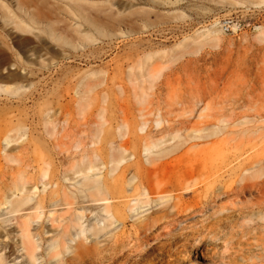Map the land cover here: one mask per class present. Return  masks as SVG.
<instances>
[{
  "label": "rangeland",
  "instance_id": "1",
  "mask_svg": "<svg viewBox=\"0 0 264 264\" xmlns=\"http://www.w3.org/2000/svg\"><path fill=\"white\" fill-rule=\"evenodd\" d=\"M139 173L167 190L146 195ZM241 182L255 186L217 196ZM98 184L116 202L142 206L99 238L90 230L106 216V201L90 195ZM161 194L169 201L151 202ZM11 195L20 211L6 203ZM173 205L200 210L193 223L236 215L209 238L212 258L183 264H226L230 256L264 264V0H0L8 264L28 259L19 224L34 234L36 264H76L79 241L90 249L113 243L137 219ZM79 216L87 233L76 234ZM61 236L70 247L63 260L49 250ZM194 238L188 251L202 243Z\"/></svg>",
  "mask_w": 264,
  "mask_h": 264
},
{
  "label": "bare ground",
  "instance_id": "2",
  "mask_svg": "<svg viewBox=\"0 0 264 264\" xmlns=\"http://www.w3.org/2000/svg\"><path fill=\"white\" fill-rule=\"evenodd\" d=\"M217 31L218 30L216 29L212 32L214 33ZM92 168L93 167L81 168L77 173L86 172L88 169ZM136 178L141 180V183L143 184V187L141 186L142 189H147V193H145L146 195L148 193L150 194L155 192H158L160 194L165 191L164 189H166L154 187L149 182L145 185L144 182L147 181L148 177L142 173L137 174ZM87 179L90 180V178ZM228 186H226V188H228ZM252 186H255V184H251L250 182H241L239 183V185L233 187L232 189L230 188L231 190L229 188V190H223L222 188H219L222 192H219L220 190L218 189L219 191H217L216 194L221 198L237 197L245 193L246 190H248V188ZM192 189L193 188H191L190 191H192ZM120 193H125L124 187H122V191H120ZM90 195L94 201H106L103 209V211L106 213V216L103 218L104 224L100 225L99 223H95L90 229L93 231V235L97 238L111 232V230H107L117 222L125 226L127 220H129V218L131 217L128 209L132 211L136 210L137 207H142L140 204H137L138 199H136L137 202L133 206H130L124 201L116 202L117 199H120V196L117 194L114 195L109 190L107 191L105 186L101 184L94 186ZM12 196L13 195L7 198L6 203H11L12 211L13 209L14 211H20L23 203H21L20 201H12L10 199ZM159 196V199H155L154 201H152V199L150 198L151 202H155L156 205H158L164 199L168 198V201L170 199L169 197H166V195L163 196L161 194ZM219 197H216V199H219ZM212 198H210L211 202L215 201ZM111 199H114L115 201H111ZM150 200L148 202H150ZM216 203L217 202H215V204ZM68 204L70 206L74 205L73 202H69ZM179 205L178 207L177 205L169 207L162 206L159 209V211L161 212L155 210V213L157 212L161 214L152 215V213H150L146 217L137 219L136 224H134L133 228L129 230V233H127V235L116 236L113 243H110L109 239L106 238L104 239V241L107 242L103 246H98L97 244L93 247L94 249H90V247L85 245V243L79 241L75 246H73L76 249L74 256L76 264H183V261H185V259L188 260V258H191L192 256L196 260H209L215 255V252H213L212 250H216L214 247L211 248V246L215 244L213 241H209V238L211 237V235L212 237L216 236L218 234V230L220 232L221 230L229 226L230 222L236 217L235 211H225L228 213H226L224 216H217V212H215L217 209L216 208L213 209L216 216L213 215L211 217L212 219H204V215H200L204 220L200 221L199 219H197L199 220V222L193 223V219H195V216L193 217L191 216V214L195 212L198 213L200 210H196L195 208H193V210L195 211L191 213L190 209V213H186L187 211L185 212V210L188 209L185 208L187 207L185 206V210H183L182 208H179ZM197 205H200V203L198 202ZM234 209L236 208L234 207ZM203 210L205 211V209H202L201 211ZM207 210L210 211V209ZM209 215L211 214L209 213ZM82 219L83 217L79 216L77 218V224L74 225L75 227L79 225V230L76 232V234H84L89 230L87 226H84ZM19 227L21 231L20 243H22L23 248L26 250V255L28 256L27 261L24 260L23 264H36V261L38 260V255L36 253L38 245L34 239V234L32 233L29 224L26 222L24 224H19ZM126 231L128 232V230ZM126 231L124 232V234H126ZM68 235H71V233H69ZM198 236L202 239V243H197L199 244L198 247L195 245V249L188 251V241H192L189 239H195L194 237L197 238ZM40 238L43 239L42 236ZM69 239L74 240V235H71ZM109 243L110 246L108 247L107 245ZM127 245L131 246L130 253H124L123 251V248ZM241 245L243 244L240 243V246ZM64 248L70 249L68 242L64 237L61 236L60 238H52L49 245V250L51 251L53 257H59L60 260H63L65 255ZM11 251L12 243L6 241L4 239V236L0 235V264L9 263V260L11 258ZM238 258L239 256H230L226 264H239Z\"/></svg>",
  "mask_w": 264,
  "mask_h": 264
}]
</instances>
